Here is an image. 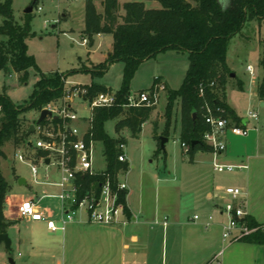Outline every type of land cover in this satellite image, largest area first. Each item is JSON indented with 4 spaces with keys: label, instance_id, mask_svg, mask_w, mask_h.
Returning a JSON list of instances; mask_svg holds the SVG:
<instances>
[{
    "label": "rangeland",
    "instance_id": "1",
    "mask_svg": "<svg viewBox=\"0 0 264 264\" xmlns=\"http://www.w3.org/2000/svg\"><path fill=\"white\" fill-rule=\"evenodd\" d=\"M85 1L38 0L33 7L30 13L32 37L26 41V44L27 54L34 59L39 72L35 69H29L26 82L22 83L19 80L20 74L11 70L9 72L0 71V93L4 91L13 104L16 106L27 105L34 85L41 75L51 77L54 73L66 74L78 69L89 72L98 70V64L104 61L110 49L111 36L95 37L91 47L82 42L80 32L83 29ZM130 1L142 2L143 0ZM145 3L148 9L159 7L156 2ZM30 5L31 0H13L12 13L17 24L23 23L27 15L25 10ZM94 5L98 13H103L101 1L94 0ZM63 11L64 13L69 12L70 16L63 19ZM263 59L264 21L261 23L247 22L243 30L231 39L228 46L226 62L236 78H232L226 86V100L239 115L245 117L249 109L257 114V120H250L249 127L254 126L257 129L255 134L258 141L264 145V107L259 105L260 101H264V95L260 98L257 93L263 74L260 65ZM247 66L254 69L255 80L252 84H249ZM187 67L188 58L184 53L167 51L159 54L138 66L129 82V94L136 95L139 92L150 91L156 77H164L169 89L177 90L184 79ZM122 71L123 64L114 63L100 77L92 76L88 72L72 73L66 78L64 88L75 85L87 86L94 83L106 87L107 90L118 91L121 85ZM239 80L245 85L244 91L238 90L236 83ZM156 91L154 110L149 120L142 125L137 138L131 137L127 130H122L118 134L115 132V124L122 118L121 116L106 122L103 129L110 138H121L125 141L123 152L127 164L126 169L119 174V180L129 185L135 195L144 190L149 203H165L166 208L167 206H173L171 208L177 206L183 212V217L192 220L194 214L199 216L201 213L199 210L201 209L200 204L204 201V188L207 183L212 182L213 177L218 180L220 185L233 186L236 184L234 179L245 174L246 171L241 173L214 172L205 162L210 157L209 152H197L198 158L202 162L199 165L192 164L190 156L184 153L177 137L180 128L179 102L174 104L169 124H167L165 114L167 93L166 90ZM60 100L53 101L49 105L51 108H58L61 105ZM71 106L76 111L77 116L89 117L90 112L86 109L85 104L74 100ZM39 115L40 111L38 110H30L23 114L21 116V133L25 132L28 126H36ZM153 126H155L156 131H154ZM155 137L159 140L161 138L167 139V142L164 143L163 152L158 155H155V151L158 147L160 148V141L158 144ZM36 139L37 134L32 133L28 136L27 141L34 144ZM2 150L4 156L0 158V172L11 187L7 194L9 197L7 206L10 202L16 206L21 200L41 197L44 194L55 195L59 193V189L56 187L34 184L30 168L15 157L19 150H24V153L32 157L40 156L42 154L40 151H33L32 149L27 151L25 142L15 143L12 140L6 142ZM105 167L103 145L101 142H95L93 170L102 172ZM38 172L44 180V168L40 167ZM203 172L208 176V180H203L201 176ZM16 176L25 178L27 184L18 186L15 182ZM50 178L53 179L52 176ZM38 205L47 212H57L59 207L58 200L48 198L42 199ZM17 209L18 206L14 208L15 214H17ZM78 214H82V212ZM202 219L200 217L198 221H202ZM16 220L17 222L11 224L6 230L10 247L7 249L4 243L0 242V264H11L10 259L15 264H23L28 260L32 246L38 247L39 245L61 242V232L49 233L41 227L42 223L34 225L20 220L17 216ZM220 220L222 223H226L225 217L220 218ZM34 260V264L41 262L40 259ZM45 264H49V262L47 261Z\"/></svg>",
    "mask_w": 264,
    "mask_h": 264
},
{
    "label": "trees",
    "instance_id": "2",
    "mask_svg": "<svg viewBox=\"0 0 264 264\" xmlns=\"http://www.w3.org/2000/svg\"><path fill=\"white\" fill-rule=\"evenodd\" d=\"M103 13L96 11L94 0H86L84 7V28L82 40L91 47L97 35H110L112 42L108 56L98 64L95 72L78 69L66 74L54 73L51 77H41L34 85V90L27 105L16 106L9 97L0 93V158L4 156L3 146L8 141L24 143L26 131L21 133V116L30 110L42 111L47 104L59 100L64 95V81L69 74L88 72L100 77L114 63H122V80L116 92L115 104L108 108H97L92 112L87 139L101 142L106 161L104 172L84 175L78 178L82 191L91 188L97 193L100 183L108 176L112 183L117 180V173L126 169V163L117 160L118 145L125 144L124 139L110 138L103 129L106 122L122 117L115 124V132L127 130L131 137L137 138L142 125L147 122L154 110V105L141 104L126 108L129 95V82L138 66L167 51L184 53L188 58V67L184 79L177 90L165 86L167 103L165 114L167 124L172 115L174 104L179 102L180 131L179 141L188 147L185 154L211 152L203 142V135L208 131L204 121V106L223 110V117L235 126H242V120L226 103V86L232 79V71L226 64V52L230 40L238 35L250 21H264V0H143L126 2L119 5L118 0H99ZM13 0L0 1V71L10 70L20 74V82L25 83L29 69H35V61L27 54L26 41L32 37L31 14H27L23 23L17 24L12 13ZM38 0H31L34 7ZM145 2H156L158 8L148 9ZM262 78L257 93L264 95V59L260 63ZM235 79V78H233ZM161 83L156 77L150 91ZM241 89V83H236ZM88 98L106 92L107 88L91 83L84 86ZM201 91V93H200ZM196 118L192 119V114ZM55 122V121H54ZM156 131L155 126H153ZM156 138V137H155ZM158 140L159 144V139ZM192 142H198L192 146ZM158 147L155 155L162 153ZM10 192V185L0 172V233H5L10 225L2 213L5 196ZM127 192H120V200L125 205ZM127 213V208H125ZM248 225L257 223L246 216ZM241 242L264 245V234L255 233Z\"/></svg>",
    "mask_w": 264,
    "mask_h": 264
},
{
    "label": "crops",
    "instance_id": "3",
    "mask_svg": "<svg viewBox=\"0 0 264 264\" xmlns=\"http://www.w3.org/2000/svg\"><path fill=\"white\" fill-rule=\"evenodd\" d=\"M126 2L133 1L118 0L120 6ZM69 16V12L64 13L63 11V19ZM102 36L104 35L95 37L101 38ZM84 41L82 40L86 44ZM228 68L230 69L229 66ZM160 78L161 83L169 88L166 79ZM253 81L249 76V84H252ZM238 82L241 83V89L238 90L244 91V83L240 80ZM226 103L241 118L242 126L252 129L246 137L227 134L225 138L226 150L218 161L225 165L245 166V169L235 173L246 172L234 179L236 184L227 187L220 185L218 180L213 177L212 182L207 183L204 188V201L200 204L199 211L201 213L197 220L183 217V212L177 206L176 208H171L173 206L166 208L165 203H149L144 190L135 195L133 189L126 184L127 223L125 225L91 224L83 213L77 214L73 221L66 224L63 231H51L47 229L44 222L24 220L34 225L42 223L41 227L45 231L49 233L61 232L62 235L60 243L32 246L31 254L23 264L28 262V264H34V259H40V264H45L47 261L49 264H264V245L222 239L224 223L220 218H226L223 211L224 206L230 203L229 198L224 194L225 188H239L242 195L233 204L242 207L246 215L257 224L264 223V145L258 141L255 134L257 129L254 126L249 127L250 121H246L244 116L239 115L227 100ZM259 105L264 107V101H260ZM177 137H179V132ZM209 156L205 162L212 168L211 153ZM190 162L199 165L202 160L198 158V153H195ZM125 163L127 164V159ZM49 172L53 181H56L58 175L55 170L49 168ZM201 176L203 180H208L205 172L201 173ZM20 178L19 176L15 177L16 184L18 186L26 185L25 178H22L24 184H18ZM8 198L6 195L2 213L11 225L17 222L16 216L19 218L18 214H15L14 208L25 200H21L16 206L11 202L7 206ZM47 214L50 215V212ZM194 216L197 215L194 214ZM200 217L203 218L202 221H198ZM8 227H6L5 233ZM9 262L15 264L12 259Z\"/></svg>",
    "mask_w": 264,
    "mask_h": 264
},
{
    "label": "built area",
    "instance_id": "4",
    "mask_svg": "<svg viewBox=\"0 0 264 264\" xmlns=\"http://www.w3.org/2000/svg\"><path fill=\"white\" fill-rule=\"evenodd\" d=\"M246 71L251 80H255L253 68L247 66ZM156 90H165L164 84H157L152 91H143L136 95L129 94L125 107H137L141 104L154 105L156 103ZM116 92L107 90L88 98L84 86L75 85L64 88V95L58 108H51L49 104L43 108V110H49L52 116L46 117L42 123L34 126L32 133L37 134L34 144L27 141L30 134L27 135L28 130H26L25 147L27 151L32 149L33 151H40L42 154L32 157L24 153V150H19L15 155L16 159L30 168L34 184L56 187L59 189V193L55 195L44 194L38 198L34 197L22 201L17 209L20 219L30 222H44L47 229L51 231H63L66 224L73 221L79 212L85 214L87 221L91 224L114 226L127 223L126 203L124 205L121 202L119 195L121 191L127 192V185L119 180V174L123 170L117 173L115 184L106 176L100 183L97 193L92 188L83 192L81 184L78 182L80 176L104 172L93 170L95 141L87 139V135L93 110L113 106L116 101ZM74 100L85 104L86 109L90 112L88 118L77 116L76 111L71 106ZM222 114L223 110L219 108L213 109L208 105L204 106L203 117L208 125V131L203 135V142L211 148L212 169L216 173L243 170L245 166L221 164L218 159L226 150L225 138L227 134L246 137L252 128L235 126ZM245 118L248 122L257 120V114L249 109ZM84 123L86 124L84 125ZM181 147L186 153L188 147L184 144H181ZM123 149L124 144L120 143L118 145L117 160L121 163L126 162ZM45 160H48V163H45ZM40 167L44 168V180L38 172ZM49 168H53L57 173L58 178L56 181L50 178ZM224 194L229 198L230 203L226 204L223 210L227 221L222 226V239L238 242L255 233L264 234V223L253 227L249 226L245 220L247 216L245 211L242 207L233 204L234 201L240 198L242 191L236 187H228L225 188ZM46 198L58 200L57 212L50 211V215H48L47 211L39 207L38 203ZM193 219L197 220L198 216H194ZM209 219L211 220V218Z\"/></svg>",
    "mask_w": 264,
    "mask_h": 264
},
{
    "label": "water",
    "instance_id": "5",
    "mask_svg": "<svg viewBox=\"0 0 264 264\" xmlns=\"http://www.w3.org/2000/svg\"><path fill=\"white\" fill-rule=\"evenodd\" d=\"M32 10H33V7H32V5H30V6L25 10V13L29 14V13L32 12ZM234 76H235L234 73H232V74L230 75L231 78H234ZM262 106H263V104H262ZM51 116H52V114H51V112H50L49 110H46V109H45V110H42V111L40 112V115H39L37 121H36V124H40V123H42V122L46 119V117H51ZM195 118H196V114L193 113V114H192V119L194 120ZM33 130H34V126L32 125V126H30L29 129H28V131H27V135L31 134V133L33 132ZM165 142H167V139H166V138H161V139H160V148H161L162 150H164V143H165ZM197 143H198V142H192V146L195 145V144H197ZM45 163H48V160H45ZM18 184H24V180H23L22 178H20L19 181H18ZM0 242H3L4 245H5V247H6L7 249L10 247V240H9V238H8V236H7L6 233H0Z\"/></svg>",
    "mask_w": 264,
    "mask_h": 264
}]
</instances>
